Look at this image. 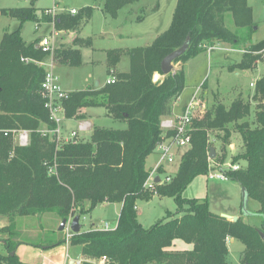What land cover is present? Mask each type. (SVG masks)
<instances>
[{
    "label": "trees",
    "instance_id": "1",
    "mask_svg": "<svg viewBox=\"0 0 264 264\" xmlns=\"http://www.w3.org/2000/svg\"><path fill=\"white\" fill-rule=\"evenodd\" d=\"M138 1L100 0L102 11L111 18ZM92 12L91 7H85L71 18L59 15L55 17L54 29L73 32L74 46L90 47L91 39H82L78 33ZM0 15L20 25L12 32L4 30L0 40V130L29 132L26 147H19L11 135L0 136V217L13 221L16 217L41 219L54 215L62 221L75 215L83 217L103 203L119 204L115 227L72 234L69 247H79L84 256L79 264H97L103 257L105 264H229L228 238L244 246L240 264H264V241L257 233L264 234V106L260 110L259 105L264 101V75L255 82L252 99L259 106L253 119L250 101L240 96L227 106L215 104L199 118H193L190 141L179 154L176 173L168 182L156 183L154 192L144 186L151 172L146 168V159L159 143L175 136L174 131L163 132L160 124L172 116L173 104L184 90V64L215 43L244 46L241 60L227 68L230 72L252 69L262 58L264 39H252L256 23L247 0H177L169 27L149 46L108 51L107 74L113 75L115 82L99 89L69 92L62 102L64 116L67 120H80L85 118L80 110L100 107L108 118L125 122L126 129L93 126L87 141L65 142L39 132L55 127L43 108L44 69L20 60L42 62L47 54L35 47L38 40L25 44L20 28L24 22L38 25L49 23L51 18L32 4L0 8ZM227 15L234 32L225 26ZM140 20L137 17L136 21ZM186 40V51L173 62L180 68L163 76L161 61ZM122 55L128 56L129 69L115 77ZM52 61L79 67L80 50L57 47ZM155 73L161 79L152 82ZM215 132L217 147L214 139L209 140ZM233 132L239 136L241 149L229 161L244 166L226 174L228 180L245 189L248 200L258 204L255 212L260 216L259 226L250 225L241 217L231 222L214 214L206 199L182 197L196 176L208 175L211 161L223 165L228 160ZM209 148L215 150L213 160L208 158ZM158 173H164L162 167ZM154 195L172 198L176 212L145 229L137 220L136 204L149 201ZM3 230L8 238L3 240L6 254H0V264H27L16 254L10 255L19 245L14 239L17 233L10 225ZM177 241L190 249H174ZM61 243L64 241L55 244Z\"/></svg>",
    "mask_w": 264,
    "mask_h": 264
},
{
    "label": "rangeland",
    "instance_id": "2",
    "mask_svg": "<svg viewBox=\"0 0 264 264\" xmlns=\"http://www.w3.org/2000/svg\"><path fill=\"white\" fill-rule=\"evenodd\" d=\"M176 1L140 0L119 10L115 18L107 16L102 11V3L100 0H0V8H23L29 7L32 4L37 11L54 9L56 11L54 17L56 18L59 15H67L70 18L74 17L75 15L69 13L72 9L79 11L85 7L92 8L91 19L81 26L78 33V36L82 39H91L90 47L74 46L72 41L76 35L71 31L54 29L57 36L53 38L54 30L50 25L51 22H39L38 25L31 21L24 22L20 28L21 37L24 42L28 43L27 45L35 40L40 42L43 38H47L51 43H54V47L64 46L78 48L80 50L81 65L79 67L74 68L52 64L51 72L56 77L60 89L69 93L76 90L96 89L97 84L99 88H102L105 85V81L109 79L106 73L107 52L149 46L158 35L169 27ZM247 5L251 8L253 22L256 23L252 39L254 42H259L264 39V0H248ZM137 17H141L142 20L136 21ZM19 26L16 20L0 15V39L4 30L9 32L14 31ZM225 26L230 31H235L229 15L225 17ZM228 47L233 51L228 52ZM244 53L245 50L242 45L226 46V44L219 43L213 46V51L208 52V50H204L196 57L188 60L183 66L185 87L174 106L173 113L178 116L180 112L179 104L187 101L193 93H198V101L201 104L194 118H199L206 110L217 103L227 106L240 96L245 101H250L251 118L253 119V113L256 111V107L261 105V110L264 106V101L259 104V102L252 99L255 82L264 75V52L261 54L262 58L260 61L252 69L228 71L227 68L237 64ZM225 56L227 57L225 58ZM44 62L46 65L50 64L48 56L42 61V63ZM172 66L173 72L180 68L179 64H173ZM128 69V56L122 55L116 70L123 73L127 72ZM114 76L116 77V72ZM250 84L253 86H249ZM84 112L90 116L89 120L92 126H89L90 128L85 133L83 131L75 139L76 141L89 140L93 126L108 130L126 129L125 122L108 118L103 108H87ZM67 122H69L68 125L71 129L77 128L78 126L74 120ZM215 134L216 132L210 134L209 140H213ZM217 134L221 133L218 132ZM231 141L232 144L228 148L227 153L228 160L224 164H231L229 161L230 158L235 156L241 149V142L236 132L232 133ZM213 144L217 147L219 141L214 139ZM182 151L183 149L178 150L172 164L165 165L164 175L173 176L176 173L179 154ZM217 152L220 156L219 148H217ZM157 162L158 155L155 151L146 159V168L154 167ZM220 164L222 163L219 161H211L210 171L213 173L215 170H218ZM239 166L243 167L244 165L241 163ZM210 171L208 174H210ZM164 175L160 178L163 179ZM182 197L197 200L206 199L210 211L219 216L227 215L226 212L230 210L238 211V214L235 216L236 218L241 217L246 223L259 226L260 216L255 212L258 204L252 200H246L244 203L241 198L240 188L235 182L230 180H209L208 175L196 176L183 191ZM136 207L139 213L137 220L145 229L150 228L160 220L166 219L168 213L173 214L176 212V205L172 198H160L156 195L149 201L138 202ZM117 210L119 211V207H116L114 204H109L105 207L101 204L97 205L81 218V230L87 231L91 228L99 229L103 226V222H107L112 226L114 223L113 219L117 217ZM245 210L248 212L247 215L244 214ZM46 218L37 220L35 217L28 216L16 217L13 221H9L8 218L0 217V254H6L3 240L8 238V233L3 228L9 225L17 233L14 239L19 243L23 242V245H19L20 249L17 253L15 252L22 262L32 263L34 261L33 256L27 257V254L32 252L29 248H35L41 245H52L61 235L64 240L62 249H64L65 245L69 248L67 251L69 253L72 252L69 244L65 242V230L62 234L58 232L59 219L54 215H48ZM55 248L57 247H50L45 250L43 257L52 256L53 258ZM73 248L77 250V247ZM174 249H190V246H187L181 241H177ZM227 249V262L229 264H240L241 252L244 246L239 241L230 239L227 244ZM69 259L74 260L75 257L70 254ZM53 262H55V258H53Z\"/></svg>",
    "mask_w": 264,
    "mask_h": 264
},
{
    "label": "built area",
    "instance_id": "3",
    "mask_svg": "<svg viewBox=\"0 0 264 264\" xmlns=\"http://www.w3.org/2000/svg\"><path fill=\"white\" fill-rule=\"evenodd\" d=\"M71 15H76V11L71 10L69 12ZM44 14L46 16H49L51 18V26L54 30V22H55V15L56 11L54 9H46L44 10ZM57 34L55 33V30L53 31V38H55ZM52 37L51 39L54 40ZM54 43H51L47 38H43L38 43V48L50 59V64L46 65L45 62H36L33 60H24L21 59V62L25 63H35L37 66H40L44 69V78L41 83V91H42V97L44 100L43 108L48 112L49 115V121L54 124V129H42L39 132L42 135L50 134L56 138V140H63L65 142L68 141H74L77 138V133L71 132V134L68 137H63L61 132V124L64 120V109L62 106V102L68 98V93L65 91H62L57 83L56 77L51 72L52 70V54L56 47L53 46ZM206 50L208 52L213 50V47H207ZM115 82V78L113 75L109 77V79L106 81L107 84H112ZM253 86V85H250ZM198 93H194L192 97L190 98L189 103L183 108V110L180 112V114L174 118H167L164 119L161 124L160 128L163 132L167 131H174L175 136L169 139L163 140L161 143L158 144L156 147L157 155H158V162L155 168L150 172L144 186L146 189L154 192L155 188V177L159 176L161 174L158 173L159 168H163V165H170L174 162L177 150L179 149H185L190 141V126L191 122L197 112V110L201 107L200 101H198ZM80 132L85 131L84 127L81 125ZM11 135L14 139L15 143L19 147H26L29 143V132L25 130H9V131H2L0 130V136L7 137ZM240 169L239 165H232L230 163H226L223 165H219V169L215 170L213 173L210 171V174H208L209 180H228L227 177V171H237ZM164 170V168H163ZM170 176L164 175L163 179H160V182L169 181ZM73 217H70L67 219V224L65 226V242L68 244L69 239L72 236V232L70 231L69 225L70 221ZM82 217H80L81 220ZM80 223V221H79ZM112 227H110L108 224H104V226L101 229L109 230ZM63 230V231H64ZM97 264H105V258H101L100 260L96 261Z\"/></svg>",
    "mask_w": 264,
    "mask_h": 264
},
{
    "label": "crops",
    "instance_id": "4",
    "mask_svg": "<svg viewBox=\"0 0 264 264\" xmlns=\"http://www.w3.org/2000/svg\"><path fill=\"white\" fill-rule=\"evenodd\" d=\"M247 2H248V0H247ZM249 6V5H248ZM123 9V8H122ZM73 10V9H72ZM71 11V10H70ZM69 11V12H70ZM136 20H137V18H136ZM18 23V22H17ZM16 30V29H15ZM9 32V31H8ZM10 32H12V31H10ZM2 38V37H1ZM75 38V37H74ZM73 38V39H74ZM1 40V39H0ZM34 42V41H33ZM32 42V43H33ZM26 43V42H25ZM26 44H28V43H26ZM31 44V43H30ZM216 44H219V43H215V44H213V45H211V47H213V46H215ZM38 45V44H37ZM226 46H229V45H226ZM57 48V47H56ZM125 50V49H124ZM107 51V50H106ZM105 51V52H106ZM213 51V50H212ZM230 51H233L232 49H230L229 47H228V52H230ZM227 56H225V58H226ZM242 57V56H241ZM57 65H60V66H66V65H63V64H58V63H56ZM117 67V66H116ZM116 73H118V71L116 70L115 71ZM106 73H107V67H106ZM119 73H122V72H119ZM123 73H126V72H123ZM110 76L108 75V78H109ZM107 81V80H106ZM106 81H105V84H107L106 83ZM250 85H252V84H250ZM249 85V86H250ZM96 89H98L99 88V86L97 85L96 87H95ZM77 91V90H76ZM194 94V93H193ZM192 94V95H193ZM192 95H191V97H192ZM190 97V98H191ZM180 98V97H179ZM179 98L174 102V104H173V107H172V116L171 117H169V118H174V117H176L177 115H175L173 112V109H174V106L176 105V103H177V101L179 100ZM190 98L187 100V101H184L183 103H181V104H179V106H180V112L183 110V108L189 103V101H190ZM84 110L85 109H82V110H80V114H84L85 115V118L84 119H80V120H74L76 123H77V128H74V129H71L70 128V126L68 125L69 124V122H67V121H72V120H67V119H65L64 118V120L62 121V124H61V132H62V136L63 137H68L70 134H71V132H75V133H77V137L78 136H80V134L81 133H83V132H80L79 131V129H80V126L82 125L83 127H84V133L92 126V124L90 123V116H88L87 115V113L86 112H84ZM180 112H179V114H180ZM90 126V127H89ZM64 134H65V136H64ZM231 146V145H230ZM180 150V149H179ZM157 152V151H156ZM177 153H178V150H177ZM157 165V163L154 165V167H150L149 168V170H153L154 168H155V166ZM163 168H164V171H165V168H166V166L165 165H163ZM165 173H163V174H161V175H159L158 176V178L159 179H161L160 177L162 176V175H164ZM218 181H227V180H218ZM239 187V186H238ZM240 188V187H239ZM102 206H108L109 204H107V203H103V204H101ZM116 207H119V211L117 210V217H116V219H113V221H114V223H113V225L112 226H110L107 222H103V226H104V224H108L110 227H115V225H116V222H117V219H118V216H119V212H120V209H121V205H119V204H114ZM138 211V208L136 207V212ZM138 212H137V217H138ZM226 214L227 215H229V216H231V217H235L237 214H238V211H234V210H230L229 212H226ZM35 219H37V220H41V219H43V218H36L35 217ZM47 219V218H46ZM59 222L61 223V221L59 220ZM41 223H42V221H41ZM40 225V224H39ZM60 225V224H59ZM93 226V225H92ZM103 226H101L99 229H101ZM58 228H59V226H58ZM80 231H82L81 230V228H80ZM58 232H61L60 234H62V232L63 231H58ZM58 241H64L63 240V236L61 235V236H59L56 240H55V243L56 242H58ZM230 241V238H228L227 239V244H228V242ZM55 243H53L52 245H41V246H37V247H35V248H29V249H31L32 250V252H30V253H28L27 254V257L28 256H33L34 257V261L32 262V263H27V264H69V261H70V259H69V257H70V254L73 256V257H75V259L74 260H72V261H74L76 264H79V262L81 261V260H83L84 259V256L81 254V252H80V249H79V247H77V250L76 249H74L73 247H70V250H72V252H68L67 250H69V248H67L65 245H64V249H62V247H63V244L64 243H61V244H55ZM19 245H23V242L22 243H19ZM19 245L17 246V248H16V250L14 251V252H16L17 253V251L20 249V247H19ZM25 245V244H24ZM27 245V244H26ZM60 245H62V246H60ZM19 247V248H18ZM50 247H57V248H55V254H53V258H55V262H53V258H52V256H47L46 258L45 257H43L45 254H44V251L45 250H47L48 248H50ZM64 251H65V254H64ZM19 258V257H18ZM20 259V258H19ZM69 259V260H68ZM21 260V259H20ZM26 263V262H25Z\"/></svg>",
    "mask_w": 264,
    "mask_h": 264
},
{
    "label": "water",
    "instance_id": "5",
    "mask_svg": "<svg viewBox=\"0 0 264 264\" xmlns=\"http://www.w3.org/2000/svg\"><path fill=\"white\" fill-rule=\"evenodd\" d=\"M35 47L38 49V45H36ZM187 47H188V40H186L180 48L176 49L175 51L171 52L166 57H164V59L160 63V72L163 76H167L170 73H173V66H172L173 62L184 54ZM159 78H160V75L158 73H155L153 75L152 82H157L159 80ZM214 157H215L214 148H209V156H208L209 160H213ZM159 182H160V179L158 178V176H156L155 177V183H159ZM240 191H241L242 201L245 203V201L248 200L246 197L245 189L243 187H241ZM246 210L244 212L245 215L248 214V212ZM221 217L228 220V221H231V222H235L237 220L236 217H231L229 215H221ZM79 221H80V216H78V215H75L72 218V220L70 221L69 228L73 234H77L80 232L81 226H80ZM66 224H67V220H65V219L62 220L60 225H59L58 231H63L65 229ZM257 233L259 234L260 238L264 241V234L261 233L260 231H257ZM14 254H15V252L13 251V252H11L10 255L13 256ZM69 264H76V263L74 261L70 260Z\"/></svg>",
    "mask_w": 264,
    "mask_h": 264
}]
</instances>
